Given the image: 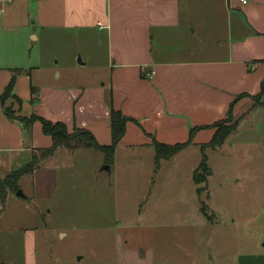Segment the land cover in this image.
Returning a JSON list of instances; mask_svg holds the SVG:
<instances>
[{
  "label": "rangeland",
  "instance_id": "rangeland-1",
  "mask_svg": "<svg viewBox=\"0 0 264 264\" xmlns=\"http://www.w3.org/2000/svg\"><path fill=\"white\" fill-rule=\"evenodd\" d=\"M31 32L34 85L109 82L106 31ZM238 122L219 148L194 144L158 167L152 147L118 150L110 170L96 149L39 152L25 197L11 191L4 210L0 198V264H118L131 253L126 264H264V107Z\"/></svg>",
  "mask_w": 264,
  "mask_h": 264
},
{
  "label": "crops",
  "instance_id": "crops-1",
  "mask_svg": "<svg viewBox=\"0 0 264 264\" xmlns=\"http://www.w3.org/2000/svg\"><path fill=\"white\" fill-rule=\"evenodd\" d=\"M34 25L106 31L109 82L78 88L34 85L32 44L24 37H35ZM17 70L14 94L23 104L11 99L8 105L18 115L65 123L71 133L87 129L110 146L112 105L135 121L126 125L115 154L154 148L157 141L187 143L192 128L227 119L232 104L237 119L258 108L251 96L261 93L264 80V0L245 5L241 0L0 1V96ZM243 95L248 97L235 101ZM36 97L40 103L32 106ZM215 131L200 130L188 147L210 143ZM52 145L40 122L26 132L0 105V179ZM132 257L117 262L126 264Z\"/></svg>",
  "mask_w": 264,
  "mask_h": 264
},
{
  "label": "trees",
  "instance_id": "trees-1",
  "mask_svg": "<svg viewBox=\"0 0 264 264\" xmlns=\"http://www.w3.org/2000/svg\"><path fill=\"white\" fill-rule=\"evenodd\" d=\"M19 73V70L14 73L13 78L6 88L5 92L0 96V105L3 106L4 112L7 115L8 119L13 122H19L23 129L26 132L32 130L33 124L35 122H40L42 125L43 132L46 136H50L52 139V146L49 149L38 150V152H34L33 161L25 166L24 168L20 169L18 172H13L10 174L5 175L4 178L0 179V198L2 199V207L4 210L5 203L9 197L11 191L17 193L20 188V181L25 175H32L34 172L39 168L40 159L38 158V153L41 152L42 160L50 155L54 154L55 151L62 148H68L70 150H76L80 147H87L102 151L106 157V164L111 166L114 162V154L115 151L120 144L121 140L124 138L127 130V124L129 121H133L131 118L124 116L120 111L114 109L112 105H110L111 111V126H112V144L110 146H104L97 141L96 137L87 129H75L74 132H70L69 128H67L65 123L61 122H53L51 120H46L43 117H40L36 114H33L30 118L23 117L18 115L16 111H14L11 107H6V102L9 99H13L21 106L22 100L14 94V87H15V80L16 76ZM32 93L38 95L37 90L35 87L32 88ZM247 95L239 96L235 101L242 98H247ZM254 101V106L256 107H264V80L261 85V93L256 96H251ZM38 98H33L32 103H37ZM240 119L235 120L233 115V104L231 105V111L227 119L219 121L217 124L213 126H203L192 128L190 131L189 141L183 144H176V145H166L160 142L154 143V150L156 156V164L157 167L159 166L161 160L163 159H172L176 154L180 151L184 150L193 143V138L197 132L203 130L205 128H213L216 129L215 134L212 138V141L208 144L202 145V150L206 149L207 147L212 149H217L228 140V137L234 133L239 127ZM226 124H231L230 126H226ZM207 155H204V159L202 163L199 165L193 175V180L196 185L203 184L206 180L204 176V172L209 171L208 164H207ZM158 169V168H156ZM198 193H200V189H198ZM2 210V211H3ZM1 211V212H2ZM202 213L206 216L207 212L204 210V207L201 208ZM208 217V216H207Z\"/></svg>",
  "mask_w": 264,
  "mask_h": 264
},
{
  "label": "water",
  "instance_id": "water-1",
  "mask_svg": "<svg viewBox=\"0 0 264 264\" xmlns=\"http://www.w3.org/2000/svg\"><path fill=\"white\" fill-rule=\"evenodd\" d=\"M104 169H105V170H110V166H109V165H108V166H105ZM17 193H18V196H19V197H20V196H21V197H25L23 191L19 190Z\"/></svg>",
  "mask_w": 264,
  "mask_h": 264
},
{
  "label": "built area",
  "instance_id": "built-area-1",
  "mask_svg": "<svg viewBox=\"0 0 264 264\" xmlns=\"http://www.w3.org/2000/svg\"><path fill=\"white\" fill-rule=\"evenodd\" d=\"M0 1L2 2V1H4V0H0ZM247 2H248V0H241V3H242L243 5L247 4Z\"/></svg>",
  "mask_w": 264,
  "mask_h": 264
}]
</instances>
